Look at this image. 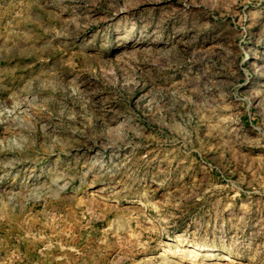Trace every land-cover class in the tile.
<instances>
[{
    "label": "rangeland",
    "instance_id": "rangeland-1",
    "mask_svg": "<svg viewBox=\"0 0 264 264\" xmlns=\"http://www.w3.org/2000/svg\"><path fill=\"white\" fill-rule=\"evenodd\" d=\"M221 263L264 264V0H0V264Z\"/></svg>",
    "mask_w": 264,
    "mask_h": 264
},
{
    "label": "bare ground",
    "instance_id": "bare-ground-1",
    "mask_svg": "<svg viewBox=\"0 0 264 264\" xmlns=\"http://www.w3.org/2000/svg\"><path fill=\"white\" fill-rule=\"evenodd\" d=\"M167 246H169V243H167ZM220 259L221 260H225V263H226V261H230L231 260V258L229 256H226V255L225 256H222Z\"/></svg>",
    "mask_w": 264,
    "mask_h": 264
}]
</instances>
